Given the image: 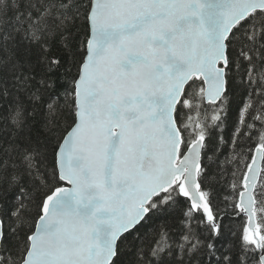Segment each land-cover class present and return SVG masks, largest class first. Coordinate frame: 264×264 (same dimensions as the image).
<instances>
[{
	"label": "water",
	"instance_id": "water-1",
	"mask_svg": "<svg viewBox=\"0 0 264 264\" xmlns=\"http://www.w3.org/2000/svg\"><path fill=\"white\" fill-rule=\"evenodd\" d=\"M257 10L264 0H90L75 119L55 155L61 184L43 199L21 264H111L122 236L175 185L216 229L198 182L204 137L179 154L175 110L193 79L205 102L224 96L227 38ZM262 161L257 148L239 197L258 248ZM2 229L0 219V244Z\"/></svg>",
	"mask_w": 264,
	"mask_h": 264
},
{
	"label": "trees",
	"instance_id": "trees-1",
	"mask_svg": "<svg viewBox=\"0 0 264 264\" xmlns=\"http://www.w3.org/2000/svg\"><path fill=\"white\" fill-rule=\"evenodd\" d=\"M90 0H0V264H21L43 199L61 182L55 155L75 119L74 82L85 55ZM226 91L206 103L191 80L175 119L182 150L204 137L201 190L216 229L177 187L117 244L111 264H260L264 253V158L254 190L260 248L238 206L257 147L264 154V10L226 41Z\"/></svg>",
	"mask_w": 264,
	"mask_h": 264
}]
</instances>
